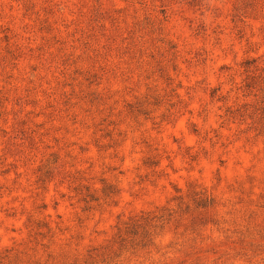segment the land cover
Masks as SVG:
<instances>
[{
    "label": "rangeland",
    "instance_id": "374dc122",
    "mask_svg": "<svg viewBox=\"0 0 264 264\" xmlns=\"http://www.w3.org/2000/svg\"><path fill=\"white\" fill-rule=\"evenodd\" d=\"M241 1L152 0L175 48L126 79L85 57L96 0H0V264H93L119 221L180 201L156 248L111 264H264V0L235 28Z\"/></svg>",
    "mask_w": 264,
    "mask_h": 264
},
{
    "label": "trees",
    "instance_id": "16d2710c",
    "mask_svg": "<svg viewBox=\"0 0 264 264\" xmlns=\"http://www.w3.org/2000/svg\"><path fill=\"white\" fill-rule=\"evenodd\" d=\"M110 1L113 3L120 1L125 4V7L117 8L113 4L112 7L106 8L102 0H96V5L90 12L88 20L89 35L86 36L87 39L83 43L85 47L84 54L86 59L91 60L93 64H100L99 67L102 73L108 72L109 60L118 59V66L114 67V71H119L122 76L129 79L131 77L126 76V71L121 67L122 64L127 66V74H133L135 69H131L132 65H141L143 63L142 57L149 48L150 53H152L150 57L155 60L156 56L162 59L167 50L171 51L175 47L166 39V30L162 21L165 22L167 17L163 16V19L159 21L148 12L152 0ZM168 1L162 0L163 3ZM182 1H187L190 4L202 0ZM251 2V6L248 7L242 1L232 7L230 20L235 28H239L238 26L244 22L248 14H254L257 11V0H251ZM136 5L139 6V10L145 13L144 17L142 19L135 18L132 29L123 30L121 23L128 16L130 8ZM160 9V13L164 15L166 8L161 6ZM106 23H109L110 26L106 27ZM43 25L45 29L49 30L50 25L48 23L45 22ZM50 47L51 43L48 40L44 48L49 49ZM160 59L156 62L160 66V73L163 74L165 68ZM92 77H95V75ZM168 80L171 79L168 78ZM261 92L264 94V90L261 89ZM95 100H98V97ZM256 112L259 124L257 133L264 137V96L258 106L256 105ZM85 191L86 193H83L82 189H78L79 195L82 196L81 201L87 209H90V203L97 202L99 198L89 193L87 189ZM102 193H105V190H102ZM113 195L112 192L105 194L106 198H111ZM191 198L195 209L213 208L215 206L214 198L204 193L195 192ZM178 199L181 200L180 197ZM190 210L189 205H185L183 201H180L176 211L171 208H163L158 212H142L125 221H119L113 239L105 246L89 251L87 260L93 264H111L116 259H118L117 261L127 259L130 262L132 259L140 258L141 255L149 254L152 248H156L155 239L158 237L159 232L163 230L167 221H170L178 212L181 215Z\"/></svg>",
    "mask_w": 264,
    "mask_h": 264
}]
</instances>
